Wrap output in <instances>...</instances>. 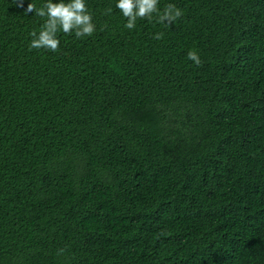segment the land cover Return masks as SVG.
Returning <instances> with one entry per match:
<instances>
[{
    "label": "trees",
    "instance_id": "trees-1",
    "mask_svg": "<svg viewBox=\"0 0 264 264\" xmlns=\"http://www.w3.org/2000/svg\"><path fill=\"white\" fill-rule=\"evenodd\" d=\"M46 2L0 0V264H264V0H86L58 52Z\"/></svg>",
    "mask_w": 264,
    "mask_h": 264
},
{
    "label": "clouds",
    "instance_id": "clouds-1",
    "mask_svg": "<svg viewBox=\"0 0 264 264\" xmlns=\"http://www.w3.org/2000/svg\"><path fill=\"white\" fill-rule=\"evenodd\" d=\"M22 6V5H21ZM116 8L120 10L126 19L124 27L132 30L136 27L137 20H155L156 23L170 27L183 16V10L175 4L169 3L163 9L159 6V0H118ZM35 12V15L44 19L39 33L35 30L30 33L32 39L30 49H46L51 52H58L60 40L58 33L63 32L68 35L75 33L76 38L91 37L96 31L93 22V13L89 10L86 0H59L53 3L47 0L41 7L34 3H29L26 13ZM112 12V8H107L103 14ZM163 32L154 35V39L163 38ZM187 58L196 65H200L201 60L195 50L187 53ZM61 252L63 250H60Z\"/></svg>",
    "mask_w": 264,
    "mask_h": 264
}]
</instances>
